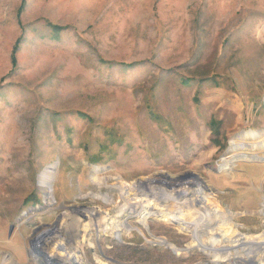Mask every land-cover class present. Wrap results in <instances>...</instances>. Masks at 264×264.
<instances>
[{
  "label": "rangeland",
  "instance_id": "rangeland-1",
  "mask_svg": "<svg viewBox=\"0 0 264 264\" xmlns=\"http://www.w3.org/2000/svg\"><path fill=\"white\" fill-rule=\"evenodd\" d=\"M50 166L53 205L39 183ZM99 166L98 175L127 182L198 176L225 211L244 212L240 230L264 225L255 214L264 194L255 189H264V0H0V264H48L34 239L51 236L64 205L95 208L103 227L101 207H111L78 196L109 190L118 199L91 183ZM94 222L75 212L59 224L91 264L209 260L178 257L137 230L122 244L98 238ZM149 224L190 246L172 225Z\"/></svg>",
  "mask_w": 264,
  "mask_h": 264
},
{
  "label": "bare ground",
  "instance_id": "bare-ground-1",
  "mask_svg": "<svg viewBox=\"0 0 264 264\" xmlns=\"http://www.w3.org/2000/svg\"><path fill=\"white\" fill-rule=\"evenodd\" d=\"M246 155L247 158L251 157L250 153ZM235 162L236 160H232L231 163ZM104 167L106 166L92 170L90 181L100 188H112L118 193V199L109 195V190L88 191L78 196H91L110 206L106 211L101 207L106 224L100 227L95 208H84L77 204L64 205V212L58 217L51 236L39 233L34 239L33 250L41 249L45 252L48 264H91L80 254L81 248L75 239L59 225L63 220H70L75 212L84 216L89 223L95 218L98 238L103 235L114 237L118 244L126 243L122 237L124 232L130 234L137 230L146 241L162 244L178 257L200 253L209 259L206 264H234V261L238 264H264V225L256 231L240 230L237 223L244 212L225 211L220 205L218 190L210 183L198 176L172 177L161 173L127 182L119 177L98 175L97 172ZM56 169L57 166H50L39 178L41 191L46 195L48 205H53L55 201L53 173ZM233 169L234 167L226 168L230 173ZM255 189L264 192L261 185ZM111 210H114L113 214L110 213ZM255 214L264 220V199ZM151 220L172 225L178 234L188 237L190 246L180 247L167 236H159L151 230ZM88 246L94 248L90 241ZM99 263L107 264L105 260H99Z\"/></svg>",
  "mask_w": 264,
  "mask_h": 264
},
{
  "label": "built area",
  "instance_id": "built-area-1",
  "mask_svg": "<svg viewBox=\"0 0 264 264\" xmlns=\"http://www.w3.org/2000/svg\"><path fill=\"white\" fill-rule=\"evenodd\" d=\"M225 158V157H224ZM220 160H224L223 158H221ZM233 164H235V163H233ZM231 165H232V163H231ZM261 198H262V201H263V199H264V194H261ZM261 200H260V202H262ZM261 204V203H260ZM263 220V219H262ZM264 221V220H263ZM240 222H238V224H239ZM263 224H264V222H263ZM240 225H243V226H240ZM239 226L242 228V227H244V224H242V223H240L239 224ZM247 226V225H246ZM245 228V227H244Z\"/></svg>",
  "mask_w": 264,
  "mask_h": 264
}]
</instances>
